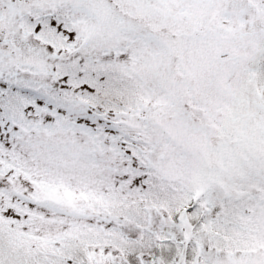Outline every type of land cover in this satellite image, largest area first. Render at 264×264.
I'll return each mask as SVG.
<instances>
[{"label":"snow or ice","instance_id":"snow-or-ice-1","mask_svg":"<svg viewBox=\"0 0 264 264\" xmlns=\"http://www.w3.org/2000/svg\"><path fill=\"white\" fill-rule=\"evenodd\" d=\"M0 264H264V0H0Z\"/></svg>","mask_w":264,"mask_h":264}]
</instances>
